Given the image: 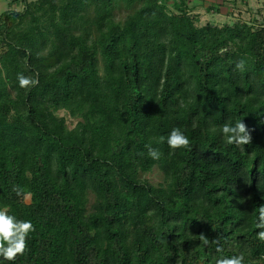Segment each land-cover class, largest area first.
Returning <instances> with one entry per match:
<instances>
[{
    "label": "trees",
    "instance_id": "1",
    "mask_svg": "<svg viewBox=\"0 0 264 264\" xmlns=\"http://www.w3.org/2000/svg\"><path fill=\"white\" fill-rule=\"evenodd\" d=\"M14 3L0 13V209L35 231L0 264H264V26L199 27L190 0ZM237 121L250 144L226 143ZM176 127L189 148H169ZM152 168L161 184L140 178Z\"/></svg>",
    "mask_w": 264,
    "mask_h": 264
},
{
    "label": "clouds",
    "instance_id": "2",
    "mask_svg": "<svg viewBox=\"0 0 264 264\" xmlns=\"http://www.w3.org/2000/svg\"><path fill=\"white\" fill-rule=\"evenodd\" d=\"M244 63L243 60H240L236 67L243 70ZM17 79L21 88H29L38 83L36 79L23 74H18ZM220 130L226 137L227 144L239 146L250 144L251 142L250 133L242 121H237L235 125L226 123ZM163 139L161 137V140ZM167 144L173 150L178 148L187 149L190 147V140L180 128L176 127L169 133ZM148 155L153 159H159L160 152L148 147ZM13 192L20 196L23 193V189L19 186H14ZM256 227L264 229V206L259 208V223H257ZM34 231L35 227L31 220H19L14 215H9L7 208L0 209V256L6 261H15L18 255H23L28 250L27 238L29 233ZM257 235L259 239L264 240V231L258 232ZM200 239L203 245H208L209 240L204 234L200 235ZM215 242L217 245L219 244L218 241ZM216 251L222 252L223 249L218 246ZM216 264H244V255L220 258L216 261Z\"/></svg>",
    "mask_w": 264,
    "mask_h": 264
},
{
    "label": "rangeland",
    "instance_id": "3",
    "mask_svg": "<svg viewBox=\"0 0 264 264\" xmlns=\"http://www.w3.org/2000/svg\"><path fill=\"white\" fill-rule=\"evenodd\" d=\"M190 6L196 7L195 13L199 15L197 26L206 24L223 25L243 22L254 27L264 26V0H190ZM213 5V6H212ZM171 7V4H168ZM21 5L14 3V0H0V13L7 10H20ZM123 10L115 11L116 20L122 17ZM58 118H64L68 128L74 126L72 120L65 112H57ZM153 185L162 183V175L155 168L140 175Z\"/></svg>",
    "mask_w": 264,
    "mask_h": 264
}]
</instances>
